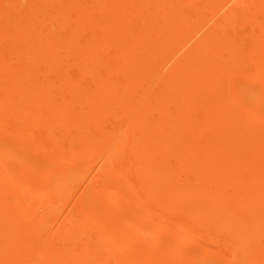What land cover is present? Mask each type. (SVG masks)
Instances as JSON below:
<instances>
[{
    "label": "bare ground",
    "instance_id": "6f19581e",
    "mask_svg": "<svg viewBox=\"0 0 264 264\" xmlns=\"http://www.w3.org/2000/svg\"><path fill=\"white\" fill-rule=\"evenodd\" d=\"M0 264H264V0H0Z\"/></svg>",
    "mask_w": 264,
    "mask_h": 264
}]
</instances>
